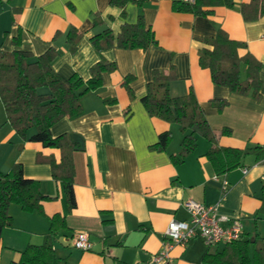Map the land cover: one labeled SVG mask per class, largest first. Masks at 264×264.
<instances>
[{
  "label": "crops",
  "instance_id": "obj_1",
  "mask_svg": "<svg viewBox=\"0 0 264 264\" xmlns=\"http://www.w3.org/2000/svg\"><path fill=\"white\" fill-rule=\"evenodd\" d=\"M178 1L129 2L121 8L110 0H0V51L22 49L31 53V61L46 55L62 77L77 74L83 81L91 77V67L100 58L115 63L113 70L102 73L100 86L80 97L79 115L51 126L52 136L66 134L76 145L72 155L76 206L71 210L62 182L52 176L50 160L59 161L60 150L23 140L6 121L0 100V172L19 163L24 177L40 182L43 194L56 196L41 203V212H25L10 204L13 223L0 232V264L17 261L28 245H41L49 217L57 213L64 216L65 227L53 240V264H155L152 257L162 247L169 221L188 220L183 203L189 198L205 205L219 202L221 212L239 216L244 223L241 239L250 236L253 242L255 233L264 238V15L243 18L240 6L250 0H201L200 13L175 10ZM140 15L153 32L155 45L146 50L115 46L99 54L91 37L106 29L116 36L123 23L133 24ZM71 28L81 33L75 51L67 42ZM218 30L245 43L238 49L240 56L249 53L259 61L258 97L230 90V82L246 79V64L233 77L220 74L217 83L209 69L200 66L199 51L214 49L204 40ZM18 33L21 43L14 45ZM171 67L169 93L181 96L192 91L215 139L212 143L195 130L196 147L180 161L174 159L183 138L179 125L149 115L142 103L153 72ZM128 75L133 78L125 84ZM221 100L226 103L218 109L213 102ZM165 131L171 132L165 149L153 148ZM213 145L259 147L262 152L253 151L237 167L217 174L206 156ZM223 179L229 182L224 195ZM80 231L89 234V250L73 246ZM225 245L209 247L196 236L173 247L171 264L204 263L207 253L220 252Z\"/></svg>",
  "mask_w": 264,
  "mask_h": 264
},
{
  "label": "trees",
  "instance_id": "obj_2",
  "mask_svg": "<svg viewBox=\"0 0 264 264\" xmlns=\"http://www.w3.org/2000/svg\"><path fill=\"white\" fill-rule=\"evenodd\" d=\"M145 1L110 0V4L124 8L129 2L141 5ZM200 4L201 0H196L192 5L178 1L174 4V9L200 13ZM240 11L245 20H256L264 15V0H250L243 3ZM80 36L81 33L77 29L69 30L67 42L71 51H75ZM204 41L214 49L211 52L199 51V64L209 69L212 81L217 83L220 74L232 76L238 73L240 65L244 63L248 72L246 79L230 82V90L241 94L251 92L253 96L258 97L261 84L258 77L260 63L249 53L242 56L238 54V49L244 47L245 43L230 39L222 30H218L214 37ZM91 42L99 54L115 46L146 50L156 44L153 32L145 26L141 15L133 24L123 23L116 36L110 29H106L91 37ZM20 43V33H18L13 38V44L20 45ZM30 58L31 53L22 49L0 51V100L6 113V121L23 140L40 142L44 147L60 150V160H50L52 176L62 182L68 209L71 210L76 206L72 160L76 145L66 134L52 136L51 126L63 117L72 118L79 115L82 111L80 97L100 86L102 73L113 70L115 63L100 58L91 67V77L83 81L77 74L69 78L62 77L54 70L52 59L46 55H40L32 61ZM132 78V75H128L124 83L128 84ZM173 78L172 67L168 71L155 70L152 80L146 85V94L142 97V103L149 115L179 125L183 138L179 155L174 156V159L180 161L196 147L195 130H199L212 143H215V139L204 110L194 93L190 91L181 96H172L169 93V83ZM43 88L47 90L41 91ZM225 103L224 100L213 102L218 109ZM223 132L229 131L223 130ZM170 140L171 132H162L152 147L163 150ZM253 151L262 152L259 147L233 148L213 145L206 156L216 173L221 174L240 165L242 159ZM55 198L56 196L41 192L39 181L24 177L19 163L14 164L7 173L0 172V232L13 223L9 215L10 204L19 205L25 212H41V203ZM49 221V231L45 235L44 242L41 245H28L21 252L20 258L10 264H53L55 259L53 240L55 234L65 227V218L57 213L49 217ZM253 238V242L250 236L227 242L222 251L207 253L202 262L264 264V238H260L258 233H255Z\"/></svg>",
  "mask_w": 264,
  "mask_h": 264
},
{
  "label": "built area",
  "instance_id": "obj_3",
  "mask_svg": "<svg viewBox=\"0 0 264 264\" xmlns=\"http://www.w3.org/2000/svg\"><path fill=\"white\" fill-rule=\"evenodd\" d=\"M182 3L192 5L196 0H181ZM264 162V160H262ZM248 171L247 167L242 169ZM229 189V182L222 180L221 194ZM189 214L188 220L171 219L165 229V238L160 251L153 255L155 264H171V250L174 246L186 245L192 238L200 236L207 246L218 243H227L242 238L244 223L239 216H231L220 211V203L205 205L195 199L189 198L183 203ZM73 246L81 250H89L91 241L85 231L77 232L73 238ZM204 264V263H199Z\"/></svg>",
  "mask_w": 264,
  "mask_h": 264
}]
</instances>
